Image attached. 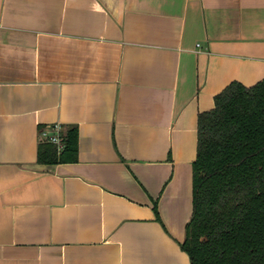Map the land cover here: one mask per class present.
Segmentation results:
<instances>
[{"label":"crops","instance_id":"crops-1","mask_svg":"<svg viewBox=\"0 0 264 264\" xmlns=\"http://www.w3.org/2000/svg\"><path fill=\"white\" fill-rule=\"evenodd\" d=\"M263 78L264 0H0V264H191L198 114Z\"/></svg>","mask_w":264,"mask_h":264},{"label":"trees","instance_id":"trees-1","mask_svg":"<svg viewBox=\"0 0 264 264\" xmlns=\"http://www.w3.org/2000/svg\"><path fill=\"white\" fill-rule=\"evenodd\" d=\"M214 101L198 114L193 213L181 247L191 264H264V78L233 81ZM62 127L64 148L42 140L39 163L78 160V127ZM154 210L159 218L157 203Z\"/></svg>","mask_w":264,"mask_h":264},{"label":"built area","instance_id":"built-area-1","mask_svg":"<svg viewBox=\"0 0 264 264\" xmlns=\"http://www.w3.org/2000/svg\"><path fill=\"white\" fill-rule=\"evenodd\" d=\"M46 127L43 132L44 140L55 143L58 146V150L61 151L64 148L63 138L61 136L62 125L60 123H54Z\"/></svg>","mask_w":264,"mask_h":264}]
</instances>
